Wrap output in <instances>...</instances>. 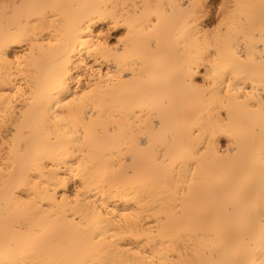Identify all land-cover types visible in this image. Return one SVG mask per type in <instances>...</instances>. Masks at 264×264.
I'll list each match as a JSON object with an SVG mask.
<instances>
[{"label": "bare ground", "instance_id": "obj_1", "mask_svg": "<svg viewBox=\"0 0 264 264\" xmlns=\"http://www.w3.org/2000/svg\"><path fill=\"white\" fill-rule=\"evenodd\" d=\"M0 264H264V0L2 1Z\"/></svg>", "mask_w": 264, "mask_h": 264}, {"label": "rangeland", "instance_id": "obj_2", "mask_svg": "<svg viewBox=\"0 0 264 264\" xmlns=\"http://www.w3.org/2000/svg\"><path fill=\"white\" fill-rule=\"evenodd\" d=\"M2 1H11V0H0V3H2ZM22 55H23V52H22Z\"/></svg>", "mask_w": 264, "mask_h": 264}]
</instances>
